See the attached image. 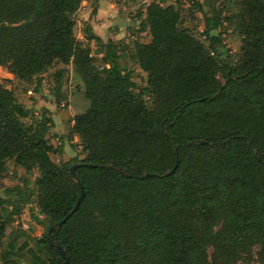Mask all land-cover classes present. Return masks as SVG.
Instances as JSON below:
<instances>
[{
	"label": "trees",
	"instance_id": "1",
	"mask_svg": "<svg viewBox=\"0 0 264 264\" xmlns=\"http://www.w3.org/2000/svg\"><path fill=\"white\" fill-rule=\"evenodd\" d=\"M81 1L0 0V66L40 77L35 91L46 77L56 104L71 66L89 101L68 135L85 156L56 163L51 118L25 123L30 109L0 81V174L9 160L38 172L33 190L0 195V264H264V0H193L199 36L179 6L152 1L139 24L150 40L132 43L104 41L88 22L79 40ZM224 25L240 37L236 57ZM32 198L41 235L8 234Z\"/></svg>",
	"mask_w": 264,
	"mask_h": 264
},
{
	"label": "rangeland",
	"instance_id": "2",
	"mask_svg": "<svg viewBox=\"0 0 264 264\" xmlns=\"http://www.w3.org/2000/svg\"><path fill=\"white\" fill-rule=\"evenodd\" d=\"M156 0H105L103 1V23L99 25L98 32L104 41L115 40L116 32L122 28V36L120 41L132 43L133 41L148 42L150 35L144 31L139 32V24L142 19L143 9L145 6ZM202 1V0H199ZM193 0H165L164 4H174L179 6L184 17L183 26L189 28L196 36L203 29L204 20L202 13L197 11L192 6ZM93 0H82L81 6L75 14V36L86 43L84 38L85 23L91 19V13L88 11L94 5ZM206 13H210L209 9H205ZM226 13V11H224ZM118 30V31H115ZM222 31V40L225 48L233 57L237 56L241 41L237 31L232 25H224L220 29ZM113 36V37H112ZM119 36V35H118ZM93 55V60L96 65H101V54L94 41L89 43ZM129 67L134 70V81L139 87L146 85V73L141 71L136 64L129 63ZM40 77L30 80H22L16 78L7 71L5 67L0 66V81L10 89L17 101L30 109V117L23 119L25 123L39 120L41 116L51 118L53 124H47L46 137L47 140L55 147L63 148V153H53L51 158L56 163H62L73 158L81 159L85 155L81 150L79 138L73 136L69 139L71 127V118L83 112L89 105V101L84 96V87L81 79L73 72L71 66L66 74L61 90L65 98L60 101V104L54 102V97L50 93V82L46 77L42 80L40 91H35L37 80ZM138 89H136L137 91ZM147 106H151V100L143 97ZM38 172L33 169L30 172L15 165L12 160L7 161L5 170L0 174V195L5 194V189L13 186H20L25 182L28 187L33 190L34 182ZM30 209L33 215L37 218H45V214L40 211L35 204V199L32 198L31 204L26 205L21 209V213L15 216V221L8 229V234H17L21 230L28 231L33 236H40L42 228L37 226L30 218ZM4 213L0 206V215ZM2 246L0 245V253ZM211 251V250H210ZM209 251V252H210ZM23 263V261H22Z\"/></svg>",
	"mask_w": 264,
	"mask_h": 264
},
{
	"label": "crops",
	"instance_id": "3",
	"mask_svg": "<svg viewBox=\"0 0 264 264\" xmlns=\"http://www.w3.org/2000/svg\"><path fill=\"white\" fill-rule=\"evenodd\" d=\"M103 1L105 2V0H97L95 2L96 6H97V10L95 14L90 15L91 10L93 7L88 8L91 9L90 11H88L89 15L91 16V19L89 20V24L92 26L94 32L99 35L101 37V35L98 32L99 25L103 23L104 20V16H103ZM118 31V30H115ZM119 35V36H118ZM122 36V28H119V31L116 32V36H115V40H120V37ZM113 37V36H112ZM102 38V37H101ZM103 39V38H102Z\"/></svg>",
	"mask_w": 264,
	"mask_h": 264
},
{
	"label": "water",
	"instance_id": "4",
	"mask_svg": "<svg viewBox=\"0 0 264 264\" xmlns=\"http://www.w3.org/2000/svg\"><path fill=\"white\" fill-rule=\"evenodd\" d=\"M76 165L77 164H73L72 166H70V172H71V174H72V176H73V178L78 182V180H77V178L75 177V174H74V169H75V167H76ZM176 166H177V164H175L174 165V167L169 171V173L171 174V173H173L174 171H175V169H176ZM149 174H147V176H148ZM84 195H85V193H84V191H83V189H81V194H80V196H79V198H78V200H77V202H76V204H75V206H74V208H73V210L70 212V213H68L58 224L59 225H61L62 223H64L65 221H66V219L79 207V205H80V203H81V201L83 200V198H84ZM56 248L60 251V253L64 256V252H63V250H62V248L61 247H59V246H56Z\"/></svg>",
	"mask_w": 264,
	"mask_h": 264
}]
</instances>
